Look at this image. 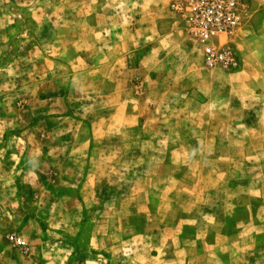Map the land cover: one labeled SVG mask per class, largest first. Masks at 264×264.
Returning a JSON list of instances; mask_svg holds the SVG:
<instances>
[{
	"label": "rangeland",
	"instance_id": "obj_1",
	"mask_svg": "<svg viewBox=\"0 0 264 264\" xmlns=\"http://www.w3.org/2000/svg\"><path fill=\"white\" fill-rule=\"evenodd\" d=\"M179 1L0 0V264H264V125Z\"/></svg>",
	"mask_w": 264,
	"mask_h": 264
},
{
	"label": "built area",
	"instance_id": "obj_2",
	"mask_svg": "<svg viewBox=\"0 0 264 264\" xmlns=\"http://www.w3.org/2000/svg\"><path fill=\"white\" fill-rule=\"evenodd\" d=\"M247 0H180L174 11L189 25L191 34L203 46L208 68L235 70L239 67L232 38L246 27L249 18Z\"/></svg>",
	"mask_w": 264,
	"mask_h": 264
},
{
	"label": "crops",
	"instance_id": "obj_3",
	"mask_svg": "<svg viewBox=\"0 0 264 264\" xmlns=\"http://www.w3.org/2000/svg\"><path fill=\"white\" fill-rule=\"evenodd\" d=\"M253 5V36L247 40V44L250 45L249 51L252 53L249 54L248 51L247 61H244L241 67L239 66V70L225 75V78L229 80V85L225 86L227 92L223 94L222 100L220 99L224 103L216 104L214 102L215 92H213L209 101L200 104L201 107L213 108L215 110L213 115L224 113L229 116L231 113L245 110V112H251L244 119L236 121L227 118V116L226 118L221 117L224 118L226 124L231 126L264 125V0H255ZM252 117L255 118V121H248V118L252 119ZM214 121L212 118L204 124L214 126ZM161 123L163 122L160 121V125H162ZM180 140L177 138V141Z\"/></svg>",
	"mask_w": 264,
	"mask_h": 264
},
{
	"label": "bare ground",
	"instance_id": "obj_4",
	"mask_svg": "<svg viewBox=\"0 0 264 264\" xmlns=\"http://www.w3.org/2000/svg\"><path fill=\"white\" fill-rule=\"evenodd\" d=\"M239 66H240V64H239ZM239 68V67H238Z\"/></svg>",
	"mask_w": 264,
	"mask_h": 264
}]
</instances>
